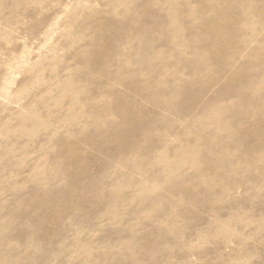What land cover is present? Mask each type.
Segmentation results:
<instances>
[{
  "label": "rangeland",
  "instance_id": "1",
  "mask_svg": "<svg viewBox=\"0 0 264 264\" xmlns=\"http://www.w3.org/2000/svg\"><path fill=\"white\" fill-rule=\"evenodd\" d=\"M0 264H264V0H0Z\"/></svg>",
  "mask_w": 264,
  "mask_h": 264
},
{
  "label": "bare ground",
  "instance_id": "2",
  "mask_svg": "<svg viewBox=\"0 0 264 264\" xmlns=\"http://www.w3.org/2000/svg\"><path fill=\"white\" fill-rule=\"evenodd\" d=\"M238 1V0H237ZM232 6V5H231ZM210 10V9H209ZM228 24H229V22H228ZM226 26H227V24H226ZM232 26V25H231ZM230 26V27H231ZM227 27H229V26H227ZM217 28V27H216ZM232 28V27H231ZM227 31V30H226ZM100 34V33H99ZM115 38V37H114ZM220 48V47H219ZM209 49V48H208ZM114 53V52H113ZM259 57V56H258ZM102 62V61H101ZM152 70V69H151ZM197 72V71H196ZM243 75V74H242ZM252 80V79H251ZM249 106V105H248ZM240 116V115H239ZM234 119V118H233ZM232 124V123H231ZM232 134V133H231ZM255 135V134H254ZM247 137V136H246ZM184 148V147H183ZM190 151H192V150H190ZM191 153V152H190ZM196 158V157H195ZM198 159V158H197Z\"/></svg>",
  "mask_w": 264,
  "mask_h": 264
}]
</instances>
